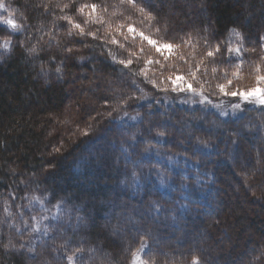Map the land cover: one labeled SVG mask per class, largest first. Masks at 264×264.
I'll return each instance as SVG.
<instances>
[{
    "label": "trees",
    "instance_id": "1",
    "mask_svg": "<svg viewBox=\"0 0 264 264\" xmlns=\"http://www.w3.org/2000/svg\"><path fill=\"white\" fill-rule=\"evenodd\" d=\"M136 4L154 19L121 0H0V19L17 25L0 23V264H132L142 241L149 264H264V108L225 116L133 74L160 85L146 57L185 79L203 59L198 79L213 102L236 65L232 86L255 87L264 0ZM128 24L187 41L177 51L189 64L133 41ZM129 57L130 68L118 63Z\"/></svg>",
    "mask_w": 264,
    "mask_h": 264
},
{
    "label": "snow or ice",
    "instance_id": "2",
    "mask_svg": "<svg viewBox=\"0 0 264 264\" xmlns=\"http://www.w3.org/2000/svg\"><path fill=\"white\" fill-rule=\"evenodd\" d=\"M122 3H127L128 5L132 6L133 8H137V4H136V0H121ZM63 7L67 8L68 5L65 4ZM91 8L92 12L96 11V5H84L81 6L78 11L80 13L84 12L85 8ZM137 10L143 14L145 16L146 19H154V17H152L151 15H149L147 12H145V9L142 7L137 8ZM11 15V14H10ZM62 19H65L68 21V23L73 25L74 29H78L79 33L81 35H84V28L81 26V24L79 23H74L72 21V19L68 16H64L62 17ZM7 23L9 25H11L13 28H16L17 25L14 23L13 20L9 19L7 21ZM125 27V25H119L118 28L119 29H123ZM127 32L128 34L132 35V39L133 41H135V37L139 36L141 40H147L148 44L151 45L155 51L157 53H159L164 61H168L170 59L171 55H177V58L180 60H183L186 64H189L188 59L185 58V56L183 55V53L178 52L177 50H179L182 46V43H187V41H182L181 44H175V43H169V42H160L157 40H153L151 39L149 36L144 35L143 32H137L136 29L131 25L128 24L127 26ZM72 32L69 31V35H71ZM89 35H92L93 39L96 38V36L93 33H88ZM123 34V33H122ZM128 34H124L125 39H128ZM237 36H239V33H235ZM111 43L113 44H117L118 41L115 38H112ZM122 46V45H121ZM3 47L7 48L8 47V42L5 41ZM31 51H35V49L33 48ZM69 52L72 51V49H68ZM169 52V55H165V52ZM219 48H215L214 50L212 49H208L206 50V56L207 57H214L215 54L217 52H219ZM231 51V49L229 50ZM141 53H143V48L141 47ZM236 53L239 54L240 53V49H236ZM118 63L123 64L124 67L126 68H130V66L133 63V60L131 57H129L126 60H120L118 61ZM144 63L146 65H159V74L160 77H162L163 79H161L160 81V85L157 84V80L155 78H149L148 76V71L145 69H141L140 72H136L133 73L134 75H142L144 76L145 80L149 83L152 84L153 87H158V90L161 91H168V87L167 85L164 84V80H167L171 85H172V91H177L178 89L180 91H191L194 94L197 95H201L203 97V91H204V83L201 82L200 79H198V73L201 72V68L204 64L203 59H201L196 65H191L189 64V67L187 69V79H185V75L181 74L179 72V69H175L173 71H168L167 74H165V65L161 64V62L159 60H154L152 59L150 56L146 57L144 60ZM261 63H264V57L261 58ZM255 67V66H254ZM57 71L59 72L60 69L58 68ZM213 72L216 71L215 68L212 69ZM242 71V67L241 65H236L235 66V70L232 72V79H229L227 74L224 77L225 82L224 83H217L215 85V88L219 91L220 94L224 95V96H231V97H239L240 100L244 101V102H250V101H254L258 104H260L261 106H264V88L260 89V92L257 93V89L255 87L251 88V89H244V88H240V87H233V80H238L240 79V72ZM261 69L259 67H255V78L257 81V85H264V75H261ZM203 75H207V71L205 69V71L203 72ZM182 81V83H178ZM195 81L196 83L200 84V88L199 89H194L192 87V82ZM206 82V81H205ZM141 91H143L141 89ZM129 99H131V97H129ZM128 101L125 100L124 103L126 104ZM236 108L240 107V104L237 103L235 105ZM87 131L85 130L84 135H87ZM35 199V198H33ZM46 219V218H45ZM34 230L38 231L39 228L36 227L34 228ZM147 248V245L142 241L141 242V246L140 248L137 249V251L133 254L134 256V261L133 264H149L148 261L144 260L142 257V252L144 249ZM72 257L69 256L68 260H69V264H72ZM194 264H198V261L194 262Z\"/></svg>",
    "mask_w": 264,
    "mask_h": 264
},
{
    "label": "rangeland",
    "instance_id": "3",
    "mask_svg": "<svg viewBox=\"0 0 264 264\" xmlns=\"http://www.w3.org/2000/svg\"><path fill=\"white\" fill-rule=\"evenodd\" d=\"M9 19L6 20H1L0 19V23L6 24L8 26H11L7 23ZM237 55V54H236ZM178 83H182V81L178 82ZM255 88L257 89V93L260 92L261 88H264V85H255ZM188 93V96L186 95ZM182 94V95H181ZM175 97L171 98L172 100L176 99L177 101H182L188 105L191 106H202V105H211L214 106L222 115L225 116H232V115H236L238 113H241L242 110L246 107H253V108H264V106H261L260 104L254 102V101H250V102H244L242 100H240L239 97H231V96H222L221 99L219 101L213 102L208 96H206V94L203 93V97L201 95H197L194 94L191 91H180L179 89L177 91L174 92ZM239 103L240 107L236 108L235 105ZM249 154H247L246 157H248ZM241 174V173H240ZM240 174H236V178L237 180L241 179V175ZM226 188V187H225ZM227 189V188H226ZM201 213L202 214H208L207 211L210 210V207H205V206H201L200 207ZM136 216L137 215H141L140 212H135ZM114 235L117 234L121 237H125V233L123 232V230H114L113 231ZM122 239V238H121ZM232 239V235L230 236V241ZM124 241V239H123ZM143 257V256H142ZM133 261H134V257H133ZM132 261V264H133Z\"/></svg>",
    "mask_w": 264,
    "mask_h": 264
}]
</instances>
